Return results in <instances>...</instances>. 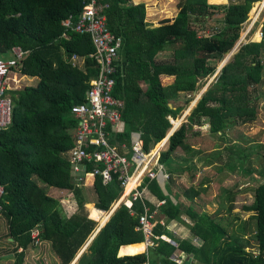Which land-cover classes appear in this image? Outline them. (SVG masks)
Listing matches in <instances>:
<instances>
[{
	"label": "trees",
	"instance_id": "1",
	"mask_svg": "<svg viewBox=\"0 0 264 264\" xmlns=\"http://www.w3.org/2000/svg\"><path fill=\"white\" fill-rule=\"evenodd\" d=\"M259 1L229 0L227 5L214 6L206 0H178L172 22L151 27L145 22L144 2L104 0L107 29L122 40L114 63L111 92L114 99L123 103L124 132L118 137L120 142H129L135 132L141 135L145 152L159 144L171 129L167 118L176 120L185 109L173 107L171 102L181 94L196 92L217 74L186 123L171 135L168 147L160 152L158 163L169 174L166 194L156 180H144L143 186L155 201L164 202L159 208L156 203H145V208L154 212L152 245L145 253H141L144 244L120 250L123 245L145 241L142 232L135 229L144 208L135 202L130 210L125 206L115 210L81 253L78 264H178L172 260L174 256L184 260L183 264H264V164L258 171L251 169V165L242 170L252 152L253 162L261 159L256 153L260 146L236 153L227 146L219 150L214 144L215 150L203 159L205 165L220 163L230 171L239 169L249 175L257 171L262 177V182L249 187L253 201L243 207L251 213L247 222L232 212L236 194L230 188L224 190L213 213L199 211L196 205V197L206 192L203 181L197 186H176L179 194L174 193L175 202L170 197L174 187L172 174L190 170L173 166L172 156L183 153L185 157L180 159L185 164L201 153L193 148L200 145V134L192 131L194 126L200 127L202 120H207L211 134L227 144L226 131L252 124L257 118L264 99V61L260 60L264 20L261 42L239 45L237 54L220 71L218 68L240 38L250 10ZM220 7L224 11L222 28L212 30L206 24L217 16ZM81 10V0H0V57L4 59L12 48H19L26 57L17 71L21 76L36 79L35 84L8 90L11 121L0 133V185L4 191L0 216L6 238L11 239L6 243L12 264L25 262L26 251L33 245V229L40 231V240L51 244L59 264H70L97 229L98 222L85 214L87 199L74 182L65 156L73 146L72 131L77 125L71 108L84 102L89 81L97 73L88 57L94 51L89 36L62 26L69 18L75 21ZM205 29H211L210 33H203ZM165 51V59L159 60L160 53ZM73 54L83 59L80 66L71 65ZM167 78L168 84L163 81ZM144 83L146 89L142 87ZM189 102L186 100L184 106ZM173 125L175 129L179 122ZM252 139L248 137L245 142ZM93 167V163L86 165L85 172H91ZM50 187L70 192L78 212L67 216L61 204L47 195L45 188ZM91 191L95 209L108 212L121 187L118 181L104 185L95 176ZM183 214L191 221L190 239H180L168 228L173 221L185 224L180 218ZM93 216L101 218L96 211ZM105 216L101 225L107 220ZM250 233L253 242L248 238ZM119 250L120 255L131 256H119Z\"/></svg>",
	"mask_w": 264,
	"mask_h": 264
},
{
	"label": "built area",
	"instance_id": "2",
	"mask_svg": "<svg viewBox=\"0 0 264 264\" xmlns=\"http://www.w3.org/2000/svg\"><path fill=\"white\" fill-rule=\"evenodd\" d=\"M81 5L82 10L76 20L69 18L62 23V26L74 33L89 36L94 51L88 57L93 60L97 73L89 81L84 102L79 106L75 104L71 108V115L77 125L72 131L73 146L65 153V156L70 163V173L76 184L85 183L87 176H100L104 185L113 181L119 182L121 192L118 200L112 205L102 227L121 206L130 210L133 203L142 204L144 211L139 216L138 226L135 229L142 232L145 242L151 246L150 238L153 236L155 226L154 212L150 213L145 208L150 193L143 184L145 179H149L156 180L159 186H165L169 174L158 163L162 150L152 151L151 148L145 152L139 134L133 132L130 143L119 142L118 137L124 132L121 123L123 103L114 99L111 92L114 85V63L118 60L122 40L120 37L113 36L107 29L104 15L107 3L104 0H81ZM263 14L264 0L254 4L250 19L245 24L248 28L242 40L237 43L238 46L245 41L255 27L257 31L255 30L253 34L255 33L256 37L262 40ZM9 55L11 56L9 60L0 57V133L10 124L11 98L8 90L15 89L13 83L18 84L17 68L26 57L19 48H12ZM70 62L73 67H76L81 65L83 59L73 54ZM214 78L215 76L213 80ZM91 163L94 164L92 171L85 172V166ZM136 176L138 178L133 182ZM3 192V187L0 185V199ZM163 204L164 202H157L156 208ZM100 213L104 215V212ZM33 236L35 243H39V232L34 233ZM161 238L177 247L175 242L165 236ZM172 260L178 264L184 263V260L176 256Z\"/></svg>",
	"mask_w": 264,
	"mask_h": 264
},
{
	"label": "rangeland",
	"instance_id": "3",
	"mask_svg": "<svg viewBox=\"0 0 264 264\" xmlns=\"http://www.w3.org/2000/svg\"><path fill=\"white\" fill-rule=\"evenodd\" d=\"M143 1L145 3V9H146L145 22H147V20H149V18H156V20H160V19H164V18L171 19V17H173L174 14H176V10H177L176 4H177L178 0H143ZM227 1L229 3V0H227ZM214 6H216V5H214ZM219 6H223V5H219ZM252 9H253V7H252ZM252 9L250 10V13L248 15V20L250 19V16L252 14ZM223 14H224L223 8L222 7L218 8L217 16H215L211 22H208L206 24V26L211 27L212 30L221 29L222 28L221 24L223 21ZM262 20H264V15L262 16ZM247 28H248V25H245V27L240 32V38L235 42L234 47L238 46L237 43L240 40H242ZM255 30H256V27L252 30V32H254ZM199 31H201V29ZM255 40H256V37H255ZM244 43L245 42H243L240 45H243ZM239 49H240V46H238L234 50L232 49L231 52L225 56L224 60L227 57H229L232 52L234 54H237ZM233 53H232V55H234ZM163 56L164 57L161 58L162 60L165 59V55H163ZM231 57H230V59H231ZM7 59H9V57H7ZM224 60H223V62H224ZM216 74L214 76H216ZM16 77L19 79V82H18V84L13 83L15 89H20L23 86L36 83V80H34V79L31 80L30 78H28L26 76H21L20 74H18ZM213 77L208 79L206 84L203 85L201 88H199L196 92H194L190 95L181 94L180 98L177 101L171 102L173 104V107H180V108L184 107L185 109L181 110V113L178 116L179 118H177L176 120L171 119L169 117L167 118V120L171 124V129L167 132L165 139L168 137V135L170 134L171 131H172L171 133L173 134L176 130L179 129V127L183 123H186V118L189 116L191 110L195 107L197 100L207 90L208 85H210V83L213 81ZM164 83H169V81H164ZM186 100H190V102H189L188 106L185 107L184 103ZM173 122H179L178 127L175 129H174ZM202 124L204 126L203 125L200 127L194 126L192 131H193V133H197V134H201V135L203 134L205 136L206 140L208 139L207 144L204 145V152H202L200 150V148H196V150H199V153L201 151L200 155L198 157L192 158L190 160V162L185 163V165L188 167H191V169L193 167L198 169V172L196 174H194L193 171L190 173L185 172V173H189V175L183 174L179 178L174 177L175 178L174 181H177V184L186 187L189 184H191L190 180H191V176L193 174H194V178H192V179H193L194 185H197L200 183V181H203L204 182L203 186H206L207 190L205 193H201V194H199V196L196 197V205H197V208L199 206V208H198L199 211L203 210L206 213H213L215 211V209H217V203L221 200V197L223 196L224 190L229 189V188L232 189V191H234L236 194L235 195V202H234V209L232 212L238 214L241 218H243L247 222L248 217L251 213L246 212L243 209V207L251 205L252 201H253L252 192H251L249 187L252 188L256 185V183L263 181L262 177H260V175L257 173V171L262 167L261 165L264 164V99L260 102L258 115H257L255 122H253L252 124H249V125L238 126V127H235L233 129L226 131L225 137L227 139V142H226L227 144L221 143L219 141L218 136L211 134L210 125H208L207 120L203 119ZM253 129L260 130L258 133L260 134L261 139H258V141H252V142L246 143L245 142L246 138L249 137V135L251 134L250 132H253ZM208 137H210L211 139ZM165 139L162 140L163 142L161 141L159 144L157 143L156 145H154L152 148V151H156V149H159V152L161 150L162 151L166 150V148L168 147V140L165 141ZM250 139H252V138H250ZM214 144H216L219 147V150H221L222 148L227 146L230 149L236 150V153L237 152L240 153L247 148L251 149L255 145L260 146V147L256 148V150H257L256 153L261 156V159L253 162L255 153L252 152L251 154H249V159H247V161H245L244 165L242 166V170H246L251 165V169L254 168V170H257V171H253L252 174H250V175L247 173H244V171H242V170L240 171L239 169H236L234 171H230V170L226 169L225 167H223L220 163H219L220 166L219 165H212V166L203 167V165H202L203 161L202 160L204 158H206V156L208 154H210L212 151H214L212 149ZM246 151H248V149ZM179 154H181V156L179 158L185 157V155L183 153H179ZM177 163L178 164L180 163L182 165V167L184 165V162H181V161H179ZM218 167L222 168L221 171L218 170ZM82 191L85 195L84 196L85 199H87V202L91 203V205H85L84 206V209H85L86 214H87L88 210H91L94 206L95 196L92 193L91 189L89 190L87 188H82ZM175 192H178V190H176ZM50 194H53V196H57V193H52V191L50 192ZM69 195L70 194L67 191L63 192V197L64 196L67 197ZM68 199L71 200V197L69 196ZM173 200H174V195H173ZM67 208H68V205H67ZM111 208H112V206H111ZM111 208H110V210H111ZM105 215L108 217V213ZM182 217L185 218L183 215H182ZM101 218H102V216H101ZM101 218L99 217V219H96V221L99 223V224H97V227L99 225H101V221H100ZM186 221L185 222L187 223L186 225L188 227H186L183 223H178L177 229H178V232H180V229H181V232H180L181 235L185 234L188 236V232H189L188 229H189V225H191V221L187 218H186ZM174 224H176V221H173L171 224L168 225V228L172 231V233L176 229V227H175L176 225H174ZM182 224L185 227H183ZM3 227L5 228L3 219L0 218V254L4 250L3 246H5V247H7V249H9V246L6 243L7 241L5 240V234L3 233V230H2ZM250 228L252 231L253 222H250ZM174 233H175V231H174ZM187 238L190 239L191 237H187ZM248 238L253 242L252 233H250L248 235ZM33 258L39 259V256L36 255ZM50 259L48 258V261H49L48 263L52 264V261H50ZM31 260H33V259H31ZM6 262H8V260H5V258L0 257V264H10V263H6ZM37 262H38V260L36 259V263ZM42 262H43V264L44 263L48 264V263H46L45 260H43Z\"/></svg>",
	"mask_w": 264,
	"mask_h": 264
},
{
	"label": "crops",
	"instance_id": "4",
	"mask_svg": "<svg viewBox=\"0 0 264 264\" xmlns=\"http://www.w3.org/2000/svg\"><path fill=\"white\" fill-rule=\"evenodd\" d=\"M137 1V0H136ZM138 1H141V0H138ZM260 1H262V0H260ZM259 1V2H260ZM142 2H144L143 0H142ZM206 3L207 4H210V5H216V6H219V5H227V3H228V1L227 0H206ZM174 16H175V14H174ZM174 16L173 17H171V19H173L174 18ZM161 20V19H160ZM159 20H156V18H149V20H147V25L148 26H151V27H156V26H158L157 25V22H158ZM172 21H170V23H171ZM210 31H211V29H205L204 30V32L203 33H205V34H208V33H210ZM257 31V30H256ZM255 37H256V35H255V33L253 34V32H251V34H249L248 35V37L245 39V41H243V42H247V43H260L261 42V40H259V38H258V40L256 41L255 40ZM238 47V46H237ZM236 47V48H237ZM234 54V53H233ZM163 55H167V51H165L164 52V54L163 53H160V55H159V60H161V58L162 57H164ZM7 57H9V59L11 58V56L9 55V53L5 56V58H4V60H9V59H7ZM260 60H261V62L262 61H264V49L261 51V57H260ZM31 80H36L35 78H30ZM163 81H169V83H170V80H169V78H167V79H164ZM168 84V83H167ZM142 87L143 88H147V85L144 83V84H142ZM203 125V124H202ZM204 126V125H203ZM260 130H255V129H253V132H250L251 134L249 135V137L250 138H253V141H258V139H261V137H260V134L258 133ZM132 134V133H131ZM140 135V134H139ZM141 136V135H140ZM200 137L198 138V142H200V145L199 146H193V148L194 149H196V148H200V150L202 151V152H204V145L205 144H207V140H206V138H205V136L202 134H200L199 135ZM208 138H210V137H208ZM211 139V138H210ZM120 142V141H119ZM131 142V136H130V141L129 142H127V143H130ZM213 148V147H212ZM225 148V147H224ZM224 148H222V149H224ZM212 150V149H211ZM213 150H215V149H213ZM234 151H236V150H234ZM181 156V154H179V153H175V156H172V159H173V163H172V165L173 166H175V167H182V165L179 163H177V162H179V161H181L180 160V157ZM198 157V156H197ZM191 160V159H190ZM190 160H188V161H186L185 163H187V162H190ZM203 161V160H202ZM182 162V161H181ZM202 165H203V167H205V166H212V165H219L220 166V164H215V163H213V164H207V165H205L203 162H202ZM194 166V165H193ZM192 166V167H193ZM183 168H185V169H187V168H190V170H185V171H183V172H177V173H174V174H172V179L174 180L175 178L174 177H181L183 174H187V175H189V173L190 172H194V174H196L197 172H198V169H196L195 167H193L192 169H191V167H188V166H186L185 164L183 165ZM220 167H218V169H219ZM185 172H189V173H185ZM87 173H90V172H87ZM71 174V173H70ZM194 174L191 176V180H190V182L193 184V179L192 178H194ZM71 176H72V174H71ZM100 177V176H99ZM72 178H73V180H74V177L72 176ZM94 179H95V176L94 177H92V176H87V178H86V181H85V183H80V185H79V188L82 190V188H87V189H91L92 188V186H93V183H94ZM100 179H101V177H100ZM74 182H75V180H74ZM102 182V181H101ZM201 182V181H200ZM103 184V183H102ZM189 185H191V184H189ZM188 185V186H189ZM194 185V184H193ZM198 185V184H197ZM197 185H194V186H197ZM176 186H181V185H179V184H177V181H174V187H172V195L170 196L171 197V199L173 200V195H174V193H175V191L176 190H178L177 188H176ZM188 186H186V187H188ZM205 187V186H204ZM160 188H161V186H160ZM149 190V189H148ZM162 190V189H161ZM207 190V189H206ZM45 191H46V193H47V195H49V196H51V197H53V199H55V200H57L58 201V203L59 204H61V208L63 209V211L65 212V214L67 215V216H71V215H73V214H76L77 212H78V206H77V204H76V202H75V200L73 199V195L70 193V192H68L70 195V197H71V200L70 199H68V197L69 196H67V197H63V192L64 191H66V190H62V189H56V188H52V187H50V188H45ZM52 191V193H57V196H53V194H50V192ZM120 192L121 191H119L118 193L120 194ZM149 193H150V191H149ZM178 194H179V191L177 192ZM176 193V194H177ZM118 200V197H117V199H115V201H117ZM115 201H114V203H115ZM148 202L150 203V204H152V205H154L155 203H157L158 201H155V199H154V197L152 196V194L150 193V195L148 196ZM175 202V201H174ZM183 203H186V202H184V201H182ZM114 203L112 204V205H114ZM67 205H68V208H67ZM85 205H91V203H87V204H85ZM75 206V207H74ZM97 209H95V207L93 206V208H92V210H91V212H90V210H88V212H87V214H86V211H85V214H86V216H87V218L89 219V220H92V221H96V218L93 216V213H94V211H96ZM96 212H98V211H96ZM205 212V211H204ZM98 213H100V212H98ZM109 214L110 213V211L109 212H104V215L105 214ZM101 214V216L103 217L104 215L102 214V213H100ZM183 216L185 217V218H183L182 216H181V218H182V220L184 221V225L186 226V227H188L186 224V218L187 219H189L186 215H184L183 214ZM0 218L1 219H3L1 216H0ZM190 220V219H189ZM186 221V222H185ZM3 222H4V220H3ZM97 223V222H96ZM179 222H176V224H174V225H176L175 227H176V229L174 230L175 231V233H174V231H173V234L176 236V237H178V238H180V239H185V238H187V237H191V233H190V230H189V232H188V236L187 235H181L180 234V232H181V229H180V232H178V227H177V224H178ZM3 224V223H2ZM98 224V223H97ZM4 225H5V223H4ZM189 225V224H188ZM182 226H183V224H182ZM185 226H183V227H185ZM2 230H3V233L5 234V240L7 241V242H10L11 241V239L10 238H6V228H2ZM37 232H39V240H40V231L39 230H36V229H33L31 232H30V238H32V241H33V245H31V247L26 251V258H25V262H23V264H43V260H45L46 261V263H48L49 261H48V258L50 259V261H52V264H59V262H58V259L54 256V254L52 253V249H51V244L49 243V242H46V241H42V240H40L39 241V243H35V240H34V236H33V234L34 233H37ZM2 233V232H1ZM187 239H189V238H187ZM138 244H144V246H145V248H144V250H142L141 251V253H145L146 251H147V248H148V246H150V245H148L145 241L143 242V243H136V244H131V245H123V246H121V248H120V250L122 249V248H124V247H127V246H142V245H138ZM3 248H4V250H3V252L0 254V257H2V258H5V260H8V262H6V263H10V264H12L13 263V259H12V254L11 253H8L9 252V250H10V248L9 249H7V247H5V246H3ZM87 249V248H86ZM86 249H85V251H86ZM20 249H18V251H19ZM120 250H119V256H131V255H120ZM84 251V250H83ZM140 252L139 253H137V254H141ZM39 256V259L38 258H33V257H35V256ZM135 255V254H134ZM31 259H33V260H31ZM36 259L38 260V262L36 263ZM4 262V261H3ZM45 264V263H44ZM49 264V263H48ZM70 264H78V259H74Z\"/></svg>",
	"mask_w": 264,
	"mask_h": 264
},
{
	"label": "water",
	"instance_id": "5",
	"mask_svg": "<svg viewBox=\"0 0 264 264\" xmlns=\"http://www.w3.org/2000/svg\"><path fill=\"white\" fill-rule=\"evenodd\" d=\"M172 20H173V19L164 18V19L159 20V21L157 22V25L160 26V25H163V24H169L170 21H172ZM234 49H236V46L233 48V50H234ZM232 53H233V52H232ZM232 53H231V55H230L229 57H227V58L224 60V62L221 63V65H220L219 68H218V71H220V70L223 68V66L229 61L230 57L232 56ZM169 107H170V106H169ZM171 132H172V131H171ZM171 132H170V134L168 135V137L165 139V141L168 140V139L171 137V135H172ZM161 189H162V191L164 192V194H166V190H165L164 185H161ZM100 212H101V211H100ZM100 228H102V225H99V226L97 227L95 233L92 235V237L90 238V240L86 243V245L84 246V248H83L81 251H79V253L76 255L75 259H78L79 256L81 255V253L83 252V250H85V249L89 246L90 242H91L92 239L95 237V235L98 233V231L100 230Z\"/></svg>",
	"mask_w": 264,
	"mask_h": 264
},
{
	"label": "bare ground",
	"instance_id": "6",
	"mask_svg": "<svg viewBox=\"0 0 264 264\" xmlns=\"http://www.w3.org/2000/svg\"><path fill=\"white\" fill-rule=\"evenodd\" d=\"M257 40H258V37H256V41H257ZM137 178H138V176H136L135 179H133V182H135ZM128 190H129V189H128ZM105 217H107V216H105ZM105 217H104V218H105Z\"/></svg>",
	"mask_w": 264,
	"mask_h": 264
}]
</instances>
